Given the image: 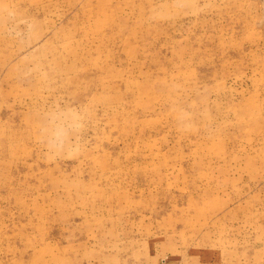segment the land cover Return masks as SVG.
Listing matches in <instances>:
<instances>
[{"label":"rangeland","instance_id":"rangeland-1","mask_svg":"<svg viewBox=\"0 0 264 264\" xmlns=\"http://www.w3.org/2000/svg\"><path fill=\"white\" fill-rule=\"evenodd\" d=\"M0 264H264V0H0Z\"/></svg>","mask_w":264,"mask_h":264}]
</instances>
